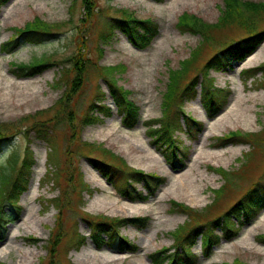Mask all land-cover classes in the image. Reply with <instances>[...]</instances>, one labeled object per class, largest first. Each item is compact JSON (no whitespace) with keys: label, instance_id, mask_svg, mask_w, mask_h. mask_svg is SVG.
Masks as SVG:
<instances>
[{"label":"rangeland","instance_id":"rangeland-1","mask_svg":"<svg viewBox=\"0 0 264 264\" xmlns=\"http://www.w3.org/2000/svg\"><path fill=\"white\" fill-rule=\"evenodd\" d=\"M89 2L8 0L0 5V44L14 35L12 27L21 28L34 18L59 25L53 37L44 38L37 45L22 43L8 53L0 48V82H11L8 88L13 90L11 95H0V123L14 125L6 138L0 141V166L14 151L20 162L27 146L35 159L28 188L20 196L18 205L21 206V215L14 222L0 226V264H153L152 253L161 247L172 245L171 232L178 225L183 222H189V225L193 220V224L199 225L209 218L205 221L208 223L210 218L222 214L245 192L256 187V182L264 181V69H258L264 63V42L260 45V56L256 54L255 63L242 68H235L236 65L233 64V70L225 73L210 71V76L214 79L212 86L207 84L206 95L220 109L217 111L207 106L209 112L214 113L212 118L202 107L199 95L201 76L194 88L198 94L196 98L194 96L185 99L183 104L179 103L182 111L176 112L178 125L172 132L176 137L178 151L187 152L188 157L184 168L182 166L183 169L176 172L179 168H170L159 149L151 143L152 137L147 135L145 122L149 125L152 120L161 117L162 103L166 100L163 93L167 80L170 87L182 84L188 76L193 75L194 70L191 68L202 66L218 50L217 47H204L195 66L180 62L189 56L202 36L180 30L182 25L177 26L178 17L187 12L206 23L215 24L219 8L223 5L222 0ZM123 10L132 17L149 19L157 25L156 37L145 48L138 49L117 28L108 38L102 36L109 28L110 17L122 15ZM261 28L264 29V15ZM245 35L240 28L228 26L221 31L220 37L225 42ZM80 47L82 48L78 51ZM77 53H80L86 66L82 84L75 93L69 95L68 86L76 71L67 59ZM44 55L50 57L51 63L32 77L18 76L22 72L11 65V62L28 64L33 57L40 58ZM113 65L122 66L108 68ZM175 68H178L177 74L172 70L168 72ZM241 70L243 71L239 74ZM65 74L71 79L70 82L65 83L64 77L59 82L60 76ZM24 82L29 84L27 88L31 93L17 97L14 90L19 89ZM111 83L126 89L127 98L139 107L140 119L133 128H126L121 122L120 114L116 112V105L109 93ZM31 85L34 89H31ZM241 96H245L243 107H248L249 114L237 120L232 118V124L215 123V119ZM89 108L92 109L90 111L102 112L101 121L92 125L83 122ZM107 109L110 116L104 114ZM175 109H179V106L176 105ZM23 119L27 120L24 125H20L19 122H23ZM185 119L200 123L199 128L202 130L182 131L185 125L181 127V122ZM41 120L47 121L45 128L51 143L38 139L32 129L25 130L26 127H39ZM189 124L192 125L190 121ZM153 128L158 129L159 124L155 123ZM17 129L19 130L16 131ZM106 131H111L112 134L103 136ZM230 131L255 133L256 136H249L247 143L241 138L232 140L237 143L228 142L221 146L220 141L215 140L216 137ZM134 142L143 150L154 151L160 162L147 168L141 165L135 159V149L131 147ZM103 149L109 154L104 153ZM249 149V154L245 155ZM217 152L222 154L218 155ZM90 158L101 159L103 164H119L117 160L122 159L131 169L164 177L165 183L147 200L130 201L120 196L100 176L90 164ZM160 166L164 168L162 173L159 172ZM187 166L192 167L198 176L196 181L200 187L199 194L204 198L197 203L190 202L189 196H182L183 185H180L177 175ZM89 167L96 172V179L102 178V185L92 177ZM26 176L25 174L23 178ZM131 183L135 190L146 193L142 183L132 180ZM223 183L225 185L220 191H214ZM162 190L167 192L166 196L158 198L159 193L161 194L159 191ZM131 194L133 193L129 195ZM95 196L107 201L116 199L117 205L128 201L141 209L129 214L120 207L99 208L92 204ZM171 200L182 202L196 210L193 216L197 218L194 219L190 212H174ZM211 201L213 203L203 209ZM144 206L146 208L143 209ZM3 211L5 214L16 212V209L5 202ZM31 216L33 219H30ZM259 217H264V209L250 224L258 225L255 229L245 234L244 227L239 229L233 239L222 241L213 248L209 257L201 255V238H197V243L192 248V253L197 257L196 264H264V237L261 238L264 235V220H258ZM104 218L140 219L120 225L117 233L136 247L135 252L121 253L117 252V248L95 247L90 238V230L96 221ZM234 221H237L235 217ZM215 231L218 233L217 229ZM243 239L249 242V246L242 243ZM77 240H81L83 245L77 246ZM55 242L57 244L51 250L50 246Z\"/></svg>","mask_w":264,"mask_h":264},{"label":"trees","instance_id":"trees-1","mask_svg":"<svg viewBox=\"0 0 264 264\" xmlns=\"http://www.w3.org/2000/svg\"><path fill=\"white\" fill-rule=\"evenodd\" d=\"M7 0H0L1 3H5ZM90 0H85L86 4H89ZM163 1V0H156ZM222 7L219 8V16L215 24H209L201 19H198L195 15L184 12L178 17L177 26L181 24L182 27H179L180 30L189 33H199L202 37L198 42V45L195 46L189 53V56L183 59L182 63H191L189 66H195L196 62L202 55V50L204 47H217L218 50L205 60L203 65L195 67L193 75L188 76L186 80L179 85H174L170 87L169 81L166 82V90L163 93V97L166 96V100L162 103V115L159 119L152 120L149 125L148 134L153 138V144H157L158 148L167 155L175 157V154L178 152L179 147L175 143L176 137L173 132L175 126L178 125L176 120V112H181L182 107L179 105L183 104L185 99H191L196 96L195 86L199 80V76L202 77L201 82V101L204 106H210L213 110H219V106L215 104V101L212 98H208L206 95L207 84L212 86L213 77L210 76V71L214 72H225L232 68L234 63L244 60L249 54H251L262 41H264V29L261 28V20L264 15V2H252V1H243V0H222ZM89 7H87L88 9ZM109 28L106 33H103V37L108 38L109 35L114 31L115 28L121 30L127 39L136 47L145 48L150 44V41L157 34V25L149 19H137L132 17L126 10L122 11L120 16H111L108 21ZM58 24H48L43 22L41 19L34 18L31 22L25 23L21 28L12 27L14 35L8 37V39L1 44V49L8 53L9 50L15 48L23 39L22 42H27L31 44H39L40 41L47 37H53L55 35L54 31L58 27ZM228 26H235L240 28L246 35L238 39L222 42L221 31L226 29ZM212 29V30H211ZM221 47V48H219ZM82 47L78 49L81 50ZM10 52V51H9ZM72 63V69L76 71V75L71 79L67 78V74L61 75L59 78H65V83H69L71 80L69 88V95L75 93L77 89L82 84V75L85 71L84 60H81L80 53H77L72 56V58L67 59ZM51 63L50 57L42 56L40 58L33 57L32 60L28 63H15L11 62V65L17 69V71L22 72L20 77H31L35 74L42 72L44 67L48 66ZM122 66V65H116ZM114 66L108 67L109 69ZM260 70L264 69V63L259 66ZM175 74L178 73V68L169 69ZM167 72V75H168ZM170 78V76H169ZM63 82V80H61ZM58 83V82H57ZM110 93L114 99V103L118 109V113L121 115V120L124 126L133 127L139 119V107L129 100L126 97L127 90L121 87L115 86L114 84L110 86ZM104 94V93H103ZM176 105L179 106V109H175ZM208 109V108H207ZM83 117V122L86 125L94 124L101 121L99 114H102L101 111L94 112L90 111ZM101 110V109H100ZM174 110L173 114H170ZM104 111V110H102ZM91 112V113H90ZM94 114V115H93ZM105 116L110 115L109 109L104 111ZM170 114V115H169ZM33 118V116H31ZM190 118V117H188ZM20 121V125H24V121ZM189 121L192 125H195L196 122L192 119H185V122L188 127L192 125L189 124ZM46 120H41L39 122V127L25 128V130H34L36 137L38 139L45 140L47 142H52L48 139V131L45 128ZM155 123L159 124V128H153ZM14 128L12 123H0V141L9 134L8 132ZM17 129L16 131H18ZM15 131V132H16ZM249 136H256V134L247 133L242 134L238 131H230L227 134H224L222 137H216V140L220 141L221 146H224L226 143H237L232 140H241L243 142L248 141ZM255 140V138H254ZM249 142V141H248ZM108 153V151H104ZM250 151L246 152L249 154ZM112 157V153H110ZM115 158V157H114ZM117 159V158H115ZM19 157L17 153L11 152L7 159L4 161L3 165L0 166V226L7 225L14 222L20 213L21 206L19 204L21 194L28 188V179L31 177L32 167L35 164V159L33 156L32 150L27 146L25 148V153L22 156L20 162H18ZM119 164L113 165L112 163L103 164L97 159H90L91 164L97 168L101 174L107 177L112 181L124 180L127 182L128 186L133 179L136 182L142 181L145 184V187L149 190V193L155 191L158 187L161 180L157 175L151 173L146 174L140 170L131 169L122 159L117 160ZM106 163V162H105ZM224 171L223 169H219ZM48 172V171H47ZM27 175L25 178H23ZM127 184L121 187V193L127 189ZM256 187L248 190L242 196H240L228 209L224 212L222 216L216 217L212 220V223H208L206 226L211 225L212 228L204 235V243L209 249L212 245L219 242V236L213 234L214 228L221 225L222 229L225 231L224 236L230 238L235 231H237L238 225H243L254 219L257 213L264 208V181H258L255 183ZM254 184V185H255ZM261 185V188L258 186ZM223 186L220 188L222 189ZM216 191H220L221 189ZM131 189H133L131 187ZM125 195V194H124ZM136 198L145 199V197L140 196ZM133 197L132 199H136ZM5 202L9 203L10 207L16 209V212L5 213ZM213 203V202H212ZM58 207V204L56 205ZM186 208L185 206H182ZM19 209V210H18ZM3 211V212H2ZM15 214V215H14ZM232 216L237 219L234 221ZM139 220V219H136ZM126 221H134L121 219L115 222L106 218L105 220L96 221L90 233L91 241L97 246L101 247L105 240L103 235L109 232H116L112 239V245L118 247L119 250H129L134 251L135 246L131 245L125 237L117 234L120 225L124 224ZM87 223V222H86ZM215 223V224H214ZM216 225V226H215ZM203 226L196 225L194 227H185L180 225L173 232H171L174 243L171 247H162L161 249L155 251L152 254V260L156 264H192V255L189 250L190 245L196 241L197 236L201 232ZM204 227V228H206ZM233 230H235L233 232ZM110 234V233H109ZM111 236V234H110ZM57 244L55 242L50 246L53 250L54 246ZM77 246L82 245L81 240L76 241ZM48 245H46V248Z\"/></svg>","mask_w":264,"mask_h":264},{"label":"bare ground","instance_id":"bare-ground-1","mask_svg":"<svg viewBox=\"0 0 264 264\" xmlns=\"http://www.w3.org/2000/svg\"><path fill=\"white\" fill-rule=\"evenodd\" d=\"M15 10L13 9L12 12H14ZM262 48V46H260L254 53H252L250 56H248L243 62H241L238 66H240V68L242 67H246L248 66V64H253L255 63V60H257L256 54L260 56V49ZM25 84H22V86H20L19 89L14 90L15 95L17 97H21L23 95H29L31 92V90H29V88H27V86L29 84H27L26 82H24ZM11 82H7L5 81V83H1L0 82V95H11L13 90H10L8 87L11 86ZM31 89H34V86L31 85ZM33 94V93H32ZM243 98H245V96H241L238 97L237 101L235 104H232V106L230 108H226L225 111L220 114L217 117V120L215 119V123H220V124H232V118H234L235 120H237L239 117L242 118V116H247L249 114V109L248 107H243ZM112 134L111 131H106L103 132V136L106 135H110ZM125 143L127 144L128 141H125ZM125 147H127V145H124ZM131 147L133 149H135L134 152V156L136 161H138L141 165L146 166L147 167H151V166H156L160 160H159V156L156 155V153L154 151H151L149 149L143 150L144 148L140 147V145L136 144V142H134L133 144L131 143ZM204 147V146H203ZM137 149V150H136ZM216 154L221 155V152H217ZM161 168L159 169V172L162 173L164 172V168L163 166H160ZM198 168V167H197ZM89 171L90 174L92 175V177L95 178V176L97 175L96 172L89 167ZM199 171V169H198ZM201 173V172H199ZM175 175H172V177ZM207 176V175H206ZM178 179L180 180V185L182 186V196L184 197L189 196L190 198H188V200L190 202H200L202 199H204L199 193H200V187L197 184V175L196 173L193 171V168L190 166H187V168H185L182 173H180L179 175H177ZM209 177V176H207ZM96 179V178H95ZM100 177V179H96V182L99 185L103 184V180ZM165 191L161 192V194L159 193L158 198H163L166 196ZM117 201L116 199H112V200H104V199H100L98 196H95L92 200V204H95L96 207L99 208H113V207H120L122 209H126V211H128L129 214H133L135 211H138L139 209H141V207L138 206H134L132 203L128 202V201H124L122 202L120 205L116 204ZM143 209L146 208L145 206L142 207ZM30 219H33V216L30 217ZM258 220H264V217H259ZM258 225H249L248 227H245L243 230V233L245 234V232H250L252 229H255ZM143 237V236H142ZM242 243L245 246H249V242L247 240H242ZM26 252H30L29 250H25ZM105 258V257H104Z\"/></svg>","mask_w":264,"mask_h":264}]
</instances>
